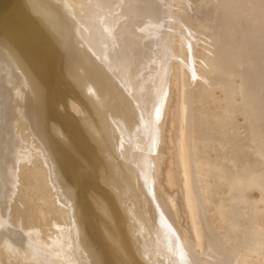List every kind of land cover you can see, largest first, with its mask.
Wrapping results in <instances>:
<instances>
[{
  "label": "bare ground",
  "instance_id": "bare-ground-1",
  "mask_svg": "<svg viewBox=\"0 0 264 264\" xmlns=\"http://www.w3.org/2000/svg\"><path fill=\"white\" fill-rule=\"evenodd\" d=\"M186 1L0 0V264H247L249 248L264 264L244 181L247 165L264 172V129L254 132L246 111L264 128V0H211L220 14L203 40ZM248 14L259 26L243 37L234 27ZM211 76L227 99L239 78L238 134L229 100L212 132L192 111ZM162 121L179 168L159 185ZM209 139L218 165L206 159ZM227 174L237 186L215 210L205 190Z\"/></svg>",
  "mask_w": 264,
  "mask_h": 264
},
{
  "label": "rangeland",
  "instance_id": "rangeland-1",
  "mask_svg": "<svg viewBox=\"0 0 264 264\" xmlns=\"http://www.w3.org/2000/svg\"><path fill=\"white\" fill-rule=\"evenodd\" d=\"M247 1V0H246ZM176 4H178V3H176ZM184 6H185V8L184 9H182L183 10V12H185V13H187L188 15H189V17L191 18V20L193 21V26L194 27H196L197 29H198V38H199V40H203L204 38H206V36H210V35H212V32H214L215 31V29H214V24H215V21H216V19H217V16L220 14V12L214 7V4H213V2H211V0H187L186 1V3L184 4ZM176 10H180V7L179 6H177L176 7ZM252 12V11H251ZM241 18H243V20H242V22H240L239 23V26L240 27H237V26H235L234 27V29H239V30H242L243 31V37L245 36V35H250V34H255L256 33V31H257V28H258V26H259V22H258V19L257 18H255L252 14H248V15H246L245 17H241ZM208 19H209V21H208ZM211 19V20H210ZM203 22V23H202ZM237 35L238 34H236V35H229L228 36V38L230 39V41H234V42H236V40H237ZM209 39H212V37H209ZM209 41V40H208ZM211 41V40H210ZM236 46V45H235ZM199 48V49H198ZM230 50V51H233V50H235V48L234 47H232L231 45H228L227 46V48H226V50L225 51H227V50ZM195 50H196V54H195V56H196V58H198L199 59V65L201 66L202 65V62H201V59H202V56L204 55V52H205V50H204V47H203V45H202V43L201 42H199V44H197L196 46H195ZM197 56H199V57H197ZM207 56H210V53H208V55ZM213 64H215V66L216 67H219V66H222V62L220 61L219 62V64L218 63H213ZM203 67V66H202ZM253 69H255V68H253ZM204 69H202L201 70V72L203 71ZM250 70V69H249ZM211 71H213V70H211ZM218 77H210V80L209 79H200V82H198V85L196 86V88L198 87L199 89H202V90H200L199 92V94L201 95L202 94V96H205V98L203 97V99H202V96L200 97H198L199 98V100L197 99L196 100V102H195V100H193V103L191 104V108H193V112H195V109L196 108H199L200 109V112H201V116L202 115H208L209 116V114L210 113H212V114H210L211 116L213 115L214 117H216V118H213V116L212 117H208V116H206L208 119H210V120H207V118L205 117V116H203L204 117V120H206V121H203V122H205L204 124H205V129L207 130V132L208 131H210V132H212L211 130H213V129H211V127L213 128H215V122L216 123H220L221 121H219L220 119H221V117L223 116V113L225 112V110H226V108H227V103L226 102H228L227 100H229L230 102H231V104H232V107H231V112L234 114V117H233V119L235 120V124H236V126H235V128H234V131H235V133L236 134H238L239 132H238V130L240 131L241 130V126L242 125H244V123H245V121H243L244 120V117H245V115H247L246 113H245V110H240V107L241 106H239L240 104V98L238 97L239 95H240V92H239V84H238V82H239V78L237 77V76H233L232 78H233V81H234V83H233V86H234V88L233 89H231V91H230V94H231V96H230V99L228 98L227 99V96H226V91H225V89L223 88V86L220 84V78H218ZM235 78H237L236 80H235ZM206 80V81H205ZM208 80V81H207ZM215 80V81H214ZM218 80V81H217ZM252 82H250V79H246L245 80V82H244V85H245V87H249L250 86V84H251ZM203 84V85H202ZM236 86H235V85ZM203 87V88H202ZM220 87H222V88H220ZM237 87V88H236ZM197 88V89H198ZM206 89V90H205ZM203 90H204V93L205 94H203ZM246 90H247V88H246ZM201 91H202V93H201ZM248 91V90H247ZM246 91V92H247ZM208 93V94H207ZM237 95V96H236ZM212 96V97H211ZM259 96V95H258ZM260 97V96H259ZM172 99V98H171ZM227 99V100H226ZM238 99V100H237ZM218 100V101H217ZM172 101H173V99H172ZM172 101H170V102H168V104L170 103V106H168L167 107V111H166V113H167V115L168 116H170L171 114H172V107H171V104H172ZM239 101V102H238ZM174 102V101H173ZM238 102V103H237ZM263 107H264V99H261L260 100V102H259ZM234 104V105H233ZM235 104H236V106H235ZM238 104V105H237ZM198 106V107H197ZM202 108H201V107ZM204 106H206V108L204 107ZM225 106V107H224ZM234 107V108H233ZM203 108H205V111H207L208 109H209V114H203ZM208 108V109H207ZM202 109V110H201ZM204 111V113H206ZM246 111H247V113H248V115H247V117H248V122L252 125V129L254 130V132H256V133H258V131H260V129L259 128H261V130H263L264 128H263V124L261 125V123H263L262 121H259V117H256V115L255 114H253V113H255V112H250L249 110H247V108H246ZM207 113H208V111H207ZM249 114H252V115H249ZM222 115V116H221ZM244 115V116H243ZM206 118V119H205ZM217 118H220V119H217ZM236 118H237V120H236ZM258 118V119H257ZM212 119H214V120H212ZM216 119V120H215ZM254 119V120H253ZM257 119V121H259V122H256L255 120ZM219 121V122H218ZM253 121V122H252ZM207 122H213V123H211L212 125L211 126H209V125H206L207 124ZM243 122V123H242ZM240 123H242V125L240 124ZM259 124V125H258ZM166 125V127L164 128L163 126H165ZM165 125H164V122L162 121L161 122V128H164V129H166L165 130V132H164V134H165V139H161L160 141H159V144L161 145V153L159 154V162H158V164H157V170H159V171H157L158 172V177H157V180H158V183H159V185H161V184H163V177L166 175V171L169 169V167H174V170H175V168H176V170L179 168V166L177 165V159H176V157L174 158V163L173 164H171L172 162H170L171 161V159L169 160V158H168V155H167V150H169L170 149V143H169V139H168V127H169V122H167V123H165ZM240 125V126H239ZM206 126H207V128H206ZM239 126V127H238ZM257 126H258V128H257ZM261 126V127H260ZM237 128V129H236ZM237 131H236V130ZM259 129V130H258ZM255 133V135H254V137H256V139H257V134ZM264 133V131L262 132V134ZM238 136V135H237ZM236 136V137H237ZM263 137H260V138H262V139H264V135H262ZM174 138H176V137H174ZM217 138V140H220L222 137L221 136H217L216 137ZM262 139H260V141H263L264 142V140H262ZM214 140V139H213ZM212 139H209V141H206V151L205 150H202V149H204L203 147H201V149H200V147H199V151L200 152H202V151H205L206 153H211V155L209 156V155H206L207 156V160L209 161V162H211V163H215V164H220L221 163V161L223 160L222 159V157H220L221 156V154L219 153V152H217L218 151V145L217 144H215L214 143V141H213ZM211 141V142H210ZM259 141V140H258ZM208 142H210L209 144H208ZM213 144H215V145H213ZM213 145V146H212ZM215 146V147H214ZM262 146H264V145H262ZM217 149V151H215V149ZM217 147V148H216ZM261 148H264V147H261ZM209 149H211L210 150V152H209ZM231 149H233V148H231ZM214 150V151H213ZM177 152V149H176V147L174 146V148H173V152ZM217 152V153H216ZM177 154V153H176ZM204 154H202L201 155V157L203 158L204 156H203ZM212 155L214 156V157H212ZM218 157L219 159H217L216 157ZM209 158H211L210 160H209ZM215 158V159H214ZM221 159V161H219ZM213 160V161H212ZM228 161H230V165L228 166L230 169H231V172H233L234 170H235V167L237 166V164L236 163H232V160H228ZM217 164V165H218ZM259 165H261V164H254V165H252V166H250V165H247V169L245 170V175H244V178H245V183H247V187H246V189H245V191L248 193V194H250L249 195V198H251V199H253L255 202L257 201V205H258V212H259V218H258V222L259 223H257V225H258V227H256V228H258V230H259V228L261 229H263L264 228V198L262 197V195L260 194V191L261 190H263L264 189V184H261L260 182H258V180L256 179V181H255V178H258L260 175V171H262V170H259V169H261V166L263 167V164L261 165V166H259ZM235 166V167H234ZM258 167H260V168H258ZM258 168V169H257ZM263 170H264V168H262ZM233 170V171H232ZM255 171V172H254ZM236 172V171H235ZM249 172V173H248ZM178 173H179V171H178ZM253 173V174H252ZM264 172L262 171V173L261 174H263ZM252 174V175H251ZM257 175V176H256ZM229 176H232V175H230V174H227V177H228V181H225V183L228 185V186H230V183L232 184L230 187H228L225 183H222V182H224V181H222V180H213V179H211V181H212V184L209 186V187H207L206 188V190H205V192L207 193V197H209L210 199H209V201H211L212 203H215V205H214V207L216 206V207H218L217 205H220L221 204V199L222 200H225L226 198V201L227 200H229V198H230V196H231V193L233 192L232 191V189L235 187V186H237V185H235V184H237V181H236V178H235V176L233 175L232 177H230L229 178ZM226 177V176H225ZM251 177L253 178L254 177V179H251ZM233 178H235V179H233ZM230 179V180H229ZM233 179V180H232ZM208 180H210V179H208ZM248 180V181H247ZM220 183H219V182ZM249 181H250V183L251 182H255L256 183V186H253V188L252 187H250V183H249ZM213 182H217V183H214L213 184ZM223 185H222V184ZM249 183V184H248ZM217 184V185H216ZM221 184V185H220ZM213 185V186H212ZM249 185V186H248ZM214 188H212V187ZM217 186V187H216ZM223 186V187H222ZM233 186V187H232ZM232 187V188H231ZM163 188H165L166 190H168V191H170L169 189V187L167 186V185H165V183H164V186H163ZM215 188H216V190H215ZM229 188V189H228ZM252 188V189H251ZM226 189H228V191L226 190ZM231 189V190H230ZM219 190V191H218ZM224 190V191H223ZM234 190V189H233ZM250 190V191H249ZM257 190V191H256ZM209 193H208V192ZM253 191V192H252ZM264 191V190H263ZM171 192V191H170ZM217 192V193H216ZM219 192V193H218ZM230 193V194H229ZM264 193V192H263ZM216 194V195H215ZM210 195V196H209ZM183 196V195H182ZM214 196V197H213ZM217 196V197H216ZM218 196H220V197H218ZM223 197V198H222ZM261 197V198H260ZM215 198V199H214ZM225 198V199H224ZM217 199H218V201H217ZM212 200H214V201H212ZM250 200V199H249ZM260 204V205H259ZM213 206H211V207H209L210 209V212H212L213 214H215L214 213V211L216 210V207L213 209L212 208ZM260 207H261V209H260ZM179 215L181 216V218H182V221L180 220H178V222H180V225L181 226H184L185 224H184V222H183V220H184V217L186 216V215H184V214H181L180 212H179ZM212 218H214L215 220H216V217H214V216H212ZM263 221V223H261ZM259 224H263V225H259ZM247 228H250V226H247ZM184 229L187 231V232H189L190 233V230L188 229V227L185 225L184 226ZM251 229V228H250ZM263 242H264V240H263ZM251 249H252V251H251ZM247 252H248V256L246 255L247 254ZM255 252V253H254ZM257 251H255L253 248H249V250H247L246 251V253H245V256H246V258L244 257L243 259V261L245 262V261H247V262H245V263H247V264H260V263H262L261 262V260H260V257L261 256H259V258H258V252L256 253ZM259 259V260H258ZM204 263L205 264H208L209 262H208V260L207 259H204ZM207 261V262H206Z\"/></svg>",
  "mask_w": 264,
  "mask_h": 264
}]
</instances>
